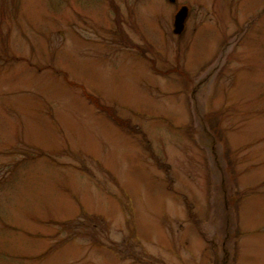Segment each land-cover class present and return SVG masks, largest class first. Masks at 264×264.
Wrapping results in <instances>:
<instances>
[{
	"label": "rangeland",
	"instance_id": "rangeland-1",
	"mask_svg": "<svg viewBox=\"0 0 264 264\" xmlns=\"http://www.w3.org/2000/svg\"><path fill=\"white\" fill-rule=\"evenodd\" d=\"M215 259L264 264V0H0V264Z\"/></svg>",
	"mask_w": 264,
	"mask_h": 264
},
{
	"label": "water",
	"instance_id": "water-1",
	"mask_svg": "<svg viewBox=\"0 0 264 264\" xmlns=\"http://www.w3.org/2000/svg\"><path fill=\"white\" fill-rule=\"evenodd\" d=\"M171 2H175L176 0H170ZM188 16V8L187 7H182L180 11L177 13L175 17V22H174V32L177 34H180L183 32L185 28V22Z\"/></svg>",
	"mask_w": 264,
	"mask_h": 264
},
{
	"label": "trees",
	"instance_id": "trees-1",
	"mask_svg": "<svg viewBox=\"0 0 264 264\" xmlns=\"http://www.w3.org/2000/svg\"><path fill=\"white\" fill-rule=\"evenodd\" d=\"M73 83H75V82H73ZM76 84V83H75ZM92 97V96H91ZM112 116V118L114 119V121L117 123L118 122V124L119 125H121L122 126V121L121 120H118V118H114L115 116L112 114L111 115ZM126 125H128V121H124V125H123V127H125Z\"/></svg>",
	"mask_w": 264,
	"mask_h": 264
}]
</instances>
